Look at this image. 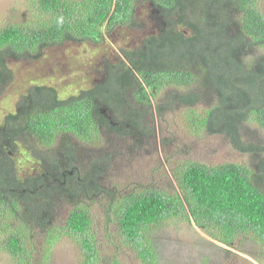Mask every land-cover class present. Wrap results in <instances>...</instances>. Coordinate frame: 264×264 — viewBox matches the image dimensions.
Masks as SVG:
<instances>
[{
	"label": "trees",
	"instance_id": "trees-1",
	"mask_svg": "<svg viewBox=\"0 0 264 264\" xmlns=\"http://www.w3.org/2000/svg\"><path fill=\"white\" fill-rule=\"evenodd\" d=\"M141 1L29 0L25 19L2 17L0 96L14 81L11 59L39 58L67 41L97 43L104 22L107 32L129 22ZM147 1L165 33L121 48L124 58L103 63L95 83L60 93L29 81L13 109L0 108L3 264H50L62 239L77 246L75 264H159L151 233L176 220L241 252L253 241L264 253V144L243 137L247 122L264 131V56L252 64L247 55L264 45V0ZM164 86L177 89L156 104L158 117L181 107L175 123L182 135L222 136L251 162L209 164L181 157L179 146L166 158L169 172L154 167L115 194L116 182L102 180L109 158L85 161L79 153L99 149L105 136L154 133L151 96ZM62 205L69 210L59 222Z\"/></svg>",
	"mask_w": 264,
	"mask_h": 264
},
{
	"label": "rangeland",
	"instance_id": "rangeland-1",
	"mask_svg": "<svg viewBox=\"0 0 264 264\" xmlns=\"http://www.w3.org/2000/svg\"><path fill=\"white\" fill-rule=\"evenodd\" d=\"M261 2L263 4V0ZM28 3L29 0H0V20L2 17L4 21L14 22L25 19L29 15L25 9V4ZM135 13L138 29L131 30L123 24L125 22H120L111 32H107V23L104 22L100 28L102 40L97 43L67 41L47 46L39 58L31 57L19 61L11 59L9 65L14 72V81L0 96L2 113L14 108L18 96L25 91L29 81L32 84L42 82L52 85L59 88L60 93L95 83L102 75L98 68L103 67V63L124 58L121 48L126 49L125 44L129 45L128 48H131V45L137 46L143 36H149L151 32L159 33L162 28L160 15L149 1L143 0L138 3ZM247 51L252 64H255L264 56V45ZM176 89L164 86L156 97L151 96L152 112L155 116L148 119V126L154 128V133L150 136L140 132L137 136L124 138L105 136L104 144L99 149L90 152L82 150L79 153L85 161L103 156L109 158V172L102 180L109 181L110 186L116 182L115 194L120 191V186L132 182L134 177L148 176L151 170L154 171V167L169 172L166 158L179 146L181 157L209 164L235 159L251 162L248 156L239 155L231 150L230 144L222 136L182 135L175 123V116L181 107L175 112L166 111L164 116L158 117L156 104L163 105L169 101L170 95ZM5 101L7 103L2 104ZM243 132L244 138L256 141L260 145L264 144V131L256 123H244ZM163 137L166 139L174 137L178 141L164 142ZM185 143L187 144L184 145ZM22 167L20 175L24 177L29 168L24 164ZM68 210V205H62L57 213L59 222L65 220ZM94 210L97 222H103L104 208ZM151 235L160 259L159 264H261L257 257L264 258V253L258 250L257 244L253 241L245 242L242 246L245 252H241L215 240L194 223L183 220L165 221L154 229ZM76 252L77 246L72 241L58 240L53 248L50 264H75ZM0 264H3L1 258Z\"/></svg>",
	"mask_w": 264,
	"mask_h": 264
},
{
	"label": "flooded vegetation",
	"instance_id": "flooded-vegetation-1",
	"mask_svg": "<svg viewBox=\"0 0 264 264\" xmlns=\"http://www.w3.org/2000/svg\"><path fill=\"white\" fill-rule=\"evenodd\" d=\"M136 9H137V6L133 9V16H131V18H130V20H129V22H127V23H123V24H126L131 30L132 29H138V27H137V23H138V20H137V15H136V13H135V11H136ZM118 24V23H117ZM166 31H165V28H163V29H160L159 30V33H156V35H160L161 33H165ZM155 32H151L150 34H154ZM145 36H143V38H144ZM142 38V39H143ZM142 39L140 40V42H139V44L137 45V46H133V45H131V48H128V44H125V45H127V47H126V49L128 50V49H131V50H134V49H138V47L142 44ZM144 40V39H143Z\"/></svg>",
	"mask_w": 264,
	"mask_h": 264
},
{
	"label": "clouds",
	"instance_id": "clouds-1",
	"mask_svg": "<svg viewBox=\"0 0 264 264\" xmlns=\"http://www.w3.org/2000/svg\"><path fill=\"white\" fill-rule=\"evenodd\" d=\"M223 244V243H222Z\"/></svg>",
	"mask_w": 264,
	"mask_h": 264
}]
</instances>
